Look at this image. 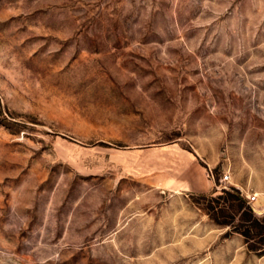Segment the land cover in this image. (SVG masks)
Listing matches in <instances>:
<instances>
[{"label": "rangeland", "instance_id": "1", "mask_svg": "<svg viewBox=\"0 0 264 264\" xmlns=\"http://www.w3.org/2000/svg\"><path fill=\"white\" fill-rule=\"evenodd\" d=\"M194 159L263 216L264 0H0V264H264Z\"/></svg>", "mask_w": 264, "mask_h": 264}, {"label": "trees", "instance_id": "2", "mask_svg": "<svg viewBox=\"0 0 264 264\" xmlns=\"http://www.w3.org/2000/svg\"><path fill=\"white\" fill-rule=\"evenodd\" d=\"M189 199L215 226L228 228L226 235H239L249 252L264 253V214L257 217L238 189L190 194Z\"/></svg>", "mask_w": 264, "mask_h": 264}, {"label": "crops", "instance_id": "3", "mask_svg": "<svg viewBox=\"0 0 264 264\" xmlns=\"http://www.w3.org/2000/svg\"><path fill=\"white\" fill-rule=\"evenodd\" d=\"M190 169L193 172V176L190 177L188 182H181L176 185V190L201 194L212 192L215 184L208 178L206 169L202 168L195 159L190 162Z\"/></svg>", "mask_w": 264, "mask_h": 264}, {"label": "built area", "instance_id": "4", "mask_svg": "<svg viewBox=\"0 0 264 264\" xmlns=\"http://www.w3.org/2000/svg\"><path fill=\"white\" fill-rule=\"evenodd\" d=\"M228 182V176L224 175L221 179H220V183H226ZM255 201V197H248V203H252Z\"/></svg>", "mask_w": 264, "mask_h": 264}]
</instances>
